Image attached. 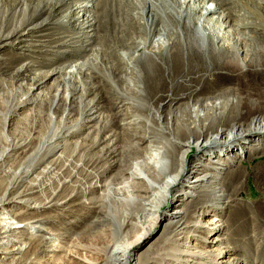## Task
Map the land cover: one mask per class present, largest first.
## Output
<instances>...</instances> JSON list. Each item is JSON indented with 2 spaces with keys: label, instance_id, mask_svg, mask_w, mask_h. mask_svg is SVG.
<instances>
[{
  "label": "bare ground",
  "instance_id": "6f19581e",
  "mask_svg": "<svg viewBox=\"0 0 264 264\" xmlns=\"http://www.w3.org/2000/svg\"><path fill=\"white\" fill-rule=\"evenodd\" d=\"M110 2L109 9L102 2L88 14L92 2L81 0L55 24L76 23L83 50L90 32L101 33L96 66L115 79L106 101L111 110L126 111L128 118L122 129H113L114 117L89 126L98 105L82 100L92 87L76 78L100 77L85 65L54 70L64 75V83L50 108L51 127L57 122L56 103L66 101L58 126L20 166H10L9 161L18 150L28 153L32 137H7L0 149V188L5 185L0 192V264H264V0ZM66 3L0 0V52L50 30L52 17L65 11ZM45 14L46 19L28 28ZM121 46L129 49L122 69L112 58L119 59ZM100 52L108 58H99ZM24 68L16 71L11 63H0V75L19 79ZM39 81V76L34 79ZM81 88L85 92L80 118L66 127L70 104ZM18 104L10 107L4 133L12 115L25 106L22 100ZM89 128L93 131L76 142L70 157L60 153L59 163L47 166L34 184L25 186L27 177L62 151V140ZM247 161L255 164L245 167ZM247 175L260 194L233 205ZM72 184V194L60 198V190ZM46 189L39 202L27 198ZM74 197L81 215L69 214L66 208L34 222L38 225L18 217L19 225L8 218L6 207L15 203L52 210ZM178 201V209L168 213L170 204ZM212 213L219 219L203 221ZM69 216L73 221L66 223ZM162 223V234L135 259L141 243ZM59 228L64 230L60 233ZM206 232L221 238L212 240L215 245L209 249L191 245L194 238L209 244L195 235ZM229 251H234L229 261H220Z\"/></svg>",
  "mask_w": 264,
  "mask_h": 264
},
{
  "label": "rangeland",
  "instance_id": "374dc122",
  "mask_svg": "<svg viewBox=\"0 0 264 264\" xmlns=\"http://www.w3.org/2000/svg\"><path fill=\"white\" fill-rule=\"evenodd\" d=\"M81 0H67L66 5L64 6L65 11H56L55 16L52 17V24L50 30L42 31L39 33H35L34 37L31 40L30 38L28 41L23 42H14V46L8 47L5 51L0 52V63L9 64L11 63V66L16 70L19 71L23 67L24 70L20 73L22 76H20L19 79H17L18 75L15 79L9 78L8 75H0V149L3 148V146L6 144V139L8 137L9 140H16V139H25V138H31L29 140L30 147L26 150L28 153L22 152V150L16 151L13 155L14 158L9 161L10 166H20L24 160L29 157L31 154H33L34 150L38 147L42 139H45L49 136V133L51 129L54 130L56 126H58L59 121L64 114V110L66 107V101H58L55 105L54 114L57 118V122L55 123L54 127H51V123L49 121V114H50V108L51 105L54 102L56 91L59 87V85H63V76L53 74L54 70L57 68H64L69 70L70 66L74 65H85L86 69H89V71L94 76H99L100 78L94 79L90 76L85 77H79L76 78V81L81 78L82 84L85 87L90 86L92 89V93L90 92V95L88 94L85 99H82L84 102H94L98 105V112L95 115V119L90 123L89 126L97 127L99 126V121L103 119L104 117H114L113 120V129H122L123 128V122L125 119L128 118V115L126 111L120 112L119 110H111V107H108V102L106 101V93H110L114 87V78L110 76V73L101 65H97V56H98V50L101 45V33L97 32V30H94L88 34V37L85 38V41H88V45H86V48L83 50L82 47H80L79 43H77L80 38L82 37V33H80V29H76V23L70 22L69 25H57L55 22L59 21L61 17H63L65 14H67L68 10L70 8H74L75 6L80 3ZM92 2V7H89L88 14L97 11V8L100 4L105 3V6L111 5L110 0H90ZM109 9V7H107ZM83 14H81L82 16ZM48 17L47 14L35 18L33 22L30 23V26L28 28H31L38 23L42 22L44 19ZM197 18V19H196ZM199 17H195V21L198 22ZM195 29V27H194ZM193 29V30H194ZM194 32V31H193ZM193 32H191L193 34ZM43 36V37H40ZM48 52V53H46ZM129 52V49L121 46L118 48L117 57H112L113 61L120 65L119 68H121V60L123 62L126 61L127 53ZM133 51L134 56H138V52ZM123 57V58H122ZM126 57V58H125ZM90 58H92L90 60ZM103 60L107 59V53L106 52H100V57ZM119 61V62H118ZM26 66H28L26 68ZM122 69V68H121ZM19 74V75H20ZM118 74V73H117ZM121 75V74H120ZM40 78L39 82H34V79ZM100 79V80H99ZM95 80V81H94ZM80 81V80H79ZM94 81V83H92ZM39 85L37 88L36 85ZM96 90H95V87ZM35 87V88H33ZM99 87V88H97ZM33 88V89H32ZM99 89V90H98ZM84 89L81 88L80 91L76 92L74 94V99L72 100L70 104V115L67 117L65 126L66 127H73L76 124V121L80 118V108H81V98L84 93ZM22 100V104H25V106L19 107L16 114L12 115L11 122L9 126L6 129V132L4 133V122L7 115L11 114L10 107L13 104H18L19 101ZM24 100V101H23ZM28 102H34V103H28ZM40 112V113H39ZM34 124L37 125V127H34ZM76 130V128L73 129V131ZM93 131L92 128L87 129L86 131L83 130L80 134H77L76 131L72 133L69 137L62 140L61 144L63 146V149L61 152L57 153L54 156L49 157L43 165L39 166V169L36 170V173L26 178V185L27 184H34L36 182L37 178L41 175H43L45 168L49 166L50 164L59 163L60 153H64L67 157H70L75 151H76V142L81 141L84 137H87L89 133ZM36 132V133H35ZM228 147V146H227ZM226 147V148H227ZM102 148V147H101ZM65 156V157H66ZM66 157V158H67ZM76 164V158L74 160ZM250 161L244 162L245 167L253 166L255 163H252ZM251 164V165H250ZM251 166V167H252ZM72 168V167H71ZM114 171L110 174H108V177L113 175ZM1 178V176H0ZM246 178L243 179L244 183V190L240 196L234 199L233 205L235 204H245L246 202L251 200V196H257L260 194L259 189L254 185L252 179L250 178V175H247ZM249 181V182H248ZM99 185V184H98ZM74 184L68 185L65 189L60 190L59 197L65 198L72 194L74 190ZM76 186V184H75ZM5 187V185H4ZM4 187L0 188V192L4 191ZM56 188V185L53 186ZM73 187V188H71ZM25 189V187H22L18 192H22ZM50 189H46L45 191L38 192L34 191L35 193L29 194L27 198L33 199L35 202H39L43 199L44 193H48ZM48 191V192H47ZM191 191V190H190ZM96 194L99 195V189H96ZM258 193V194H257ZM43 194V195H42ZM95 195V196H98ZM26 199V198H25ZM83 199V198H81ZM190 200V199H189ZM188 200V201H189ZM192 200V199H191ZM72 202L67 203L66 205L62 207H56L52 210L48 209H40V210H34L29 207H27L24 204L15 203L13 205L7 206V210L10 213V216L8 215L9 220L12 222H15L19 225L22 224L19 220H17L18 217H21L23 219H28L30 223L38 225V223H34L40 219L48 220L53 218V216L57 214H62V210L68 209L69 214L73 215H81V211H79L80 207H76V197L71 200ZM187 201V202H188ZM178 201L175 204L172 203L170 206V210L168 213H171L178 209L180 206ZM74 204V205H73ZM174 204V205H173ZM73 205V206H72ZM168 207L166 208V210ZM230 210L226 211L225 216L227 217L229 215ZM12 214V215H11ZM22 214V215H20ZM219 219V217H216V214L212 213V215L205 216L203 218V221L209 222V219ZM66 223H69L70 221H73V218L69 216V219L64 220ZM88 220L85 222L87 223ZM58 222H62V220H58ZM39 224H41L39 222ZM165 223H162L160 227L155 231L153 235H151L149 238H147L144 243H141L140 247L136 251V254L133 256L135 259L139 256L140 252L146 247V245L151 242V240L156 239L159 237L163 230ZM46 225L47 224H42ZM44 226V227H46ZM48 227V226H47ZM67 229H70L69 225L66 226ZM64 229L59 228V232L61 233ZM78 230V229H73ZM30 232L35 233V230H31ZM195 235H199L200 237L206 238V242H210L212 240L220 239L221 235L215 233H195ZM251 237V234H250ZM199 238V237H198ZM233 239L237 241L239 238L237 236H233ZM190 242L191 245H195L197 248H203L206 247V249H209L210 246L215 245V243H201L197 241L195 238L192 239ZM241 246V245H240ZM242 246H247L246 244ZM215 249H219V246H214ZM225 252V251H224ZM234 251H229L228 253H223V258L220 261L228 262L231 256L233 255ZM214 259L219 260L220 257L217 254L214 256ZM239 264H244L242 261Z\"/></svg>",
  "mask_w": 264,
  "mask_h": 264
}]
</instances>
